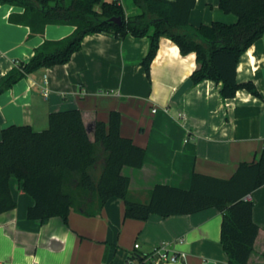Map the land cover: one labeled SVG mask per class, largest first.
Instances as JSON below:
<instances>
[{
  "label": "crops",
  "instance_id": "crops-1",
  "mask_svg": "<svg viewBox=\"0 0 264 264\" xmlns=\"http://www.w3.org/2000/svg\"><path fill=\"white\" fill-rule=\"evenodd\" d=\"M219 2L196 0L190 22H235L237 15ZM123 5L127 15L140 10L133 1ZM23 11V6L0 4V77L27 61L45 39H60L75 29L48 24L44 34L30 35L28 25L10 20L11 13ZM149 45L148 35H86L68 62L42 67L0 94V138L14 123L43 129L53 110L79 108L90 129L118 110L121 134L146 150L142 167L123 168L130 178L128 196L141 202L149 201L158 183L187 189L196 172L229 179L240 163L256 161L264 147V34L237 65V81H253L260 96L240 88L224 98L221 83L207 79L176 102L174 93L197 67L196 54H182L162 36L148 74L142 60ZM90 136L94 139L92 131ZM10 187L16 207L0 213V264H139L138 255L150 254L161 242L176 243L186 257L157 264H230L221 242L223 213L215 207L137 219L127 217L123 199L113 196L101 208L94 201L83 210L72 207L67 222L53 216L41 223L28 218L33 198L16 178ZM252 197L260 230L248 264H264V185Z\"/></svg>",
  "mask_w": 264,
  "mask_h": 264
},
{
  "label": "trees",
  "instance_id": "trees-1",
  "mask_svg": "<svg viewBox=\"0 0 264 264\" xmlns=\"http://www.w3.org/2000/svg\"><path fill=\"white\" fill-rule=\"evenodd\" d=\"M132 1L140 10L127 15L120 0H0L2 5L24 7L23 13H11L10 20L28 25L30 35L44 34L48 24L75 26L65 37L45 39L27 61H19L0 77V94L42 67L68 62L86 35L105 33L118 38L148 35L149 50L142 60L148 74L160 38L166 36L182 54L195 52L197 67L190 75L194 84L207 79L221 83L224 98L240 88L261 95L253 81H237V65L264 34V0H220V7L236 14L237 20L201 25L190 22L196 0ZM115 17H121L122 23H115ZM121 119L114 109L108 122L97 120L90 129L81 110L70 108L51 111L44 130L30 124L5 127L0 138V213L16 207L11 178L33 198L28 218L41 223L53 216L67 222L72 207L83 210L94 201L101 208L113 196L123 199L127 217L137 219L215 207L223 213L221 242L229 263L248 264L260 227L253 219L255 202L244 197L264 185V147L256 161L240 163L229 179L196 172L189 188L158 183L149 201L141 202L128 196L130 178L123 168L142 167L146 150L121 134ZM138 256L139 264H154L150 254Z\"/></svg>",
  "mask_w": 264,
  "mask_h": 264
},
{
  "label": "built area",
  "instance_id": "built-area-1",
  "mask_svg": "<svg viewBox=\"0 0 264 264\" xmlns=\"http://www.w3.org/2000/svg\"><path fill=\"white\" fill-rule=\"evenodd\" d=\"M156 109L154 108V111ZM245 200L253 201L252 193L245 195ZM182 241V240H180ZM176 243L174 242H161L154 247V249L150 253L149 259L154 264H157L159 261H166V262H175L178 261L180 258H185V252H179L175 246ZM136 248L139 247V243H136Z\"/></svg>",
  "mask_w": 264,
  "mask_h": 264
},
{
  "label": "water",
  "instance_id": "water-1",
  "mask_svg": "<svg viewBox=\"0 0 264 264\" xmlns=\"http://www.w3.org/2000/svg\"><path fill=\"white\" fill-rule=\"evenodd\" d=\"M114 22L117 24H121L122 23V19L121 17H115L113 18ZM193 80L189 77L187 78L182 85L178 88V90L174 93L172 100L179 102L180 96L186 92L189 88H191L193 86Z\"/></svg>",
  "mask_w": 264,
  "mask_h": 264
},
{
  "label": "rangeland",
  "instance_id": "rangeland-1",
  "mask_svg": "<svg viewBox=\"0 0 264 264\" xmlns=\"http://www.w3.org/2000/svg\"><path fill=\"white\" fill-rule=\"evenodd\" d=\"M123 3L125 2L126 6L128 4V1L132 2V0H121ZM49 125V124H48ZM48 125H46V127H43V129H37V130H44L45 128L48 127ZM38 128V127H37Z\"/></svg>",
  "mask_w": 264,
  "mask_h": 264
}]
</instances>
